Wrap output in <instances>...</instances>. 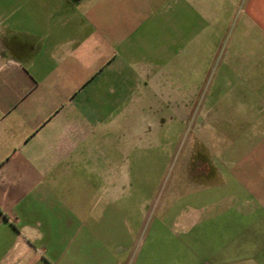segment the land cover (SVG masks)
<instances>
[{"label":"crops","instance_id":"0c3cea01","mask_svg":"<svg viewBox=\"0 0 264 264\" xmlns=\"http://www.w3.org/2000/svg\"><path fill=\"white\" fill-rule=\"evenodd\" d=\"M195 49L247 78L244 122L219 132L199 109L224 167L200 174L223 230L200 242L213 264H264V0H0V264H144L128 156L158 131V78ZM229 130L237 159L219 152Z\"/></svg>","mask_w":264,"mask_h":264},{"label":"rangeland","instance_id":"374dc122","mask_svg":"<svg viewBox=\"0 0 264 264\" xmlns=\"http://www.w3.org/2000/svg\"><path fill=\"white\" fill-rule=\"evenodd\" d=\"M189 53L177 52L175 78H158L159 107L154 109L158 131L149 144L145 141V146L134 147L128 156L132 177L123 202L127 219L136 222L132 263L139 257L144 264H213L209 256L216 245L211 248L200 241L215 240L223 232L217 229V221L207 222L200 214V193L205 188L201 189L200 174L224 169L215 146L216 127L220 132L244 122L243 117L246 120L242 113L246 100L233 99L232 94L247 85V78L222 74L216 52L209 53L206 65L204 51L193 50L191 58ZM200 108L210 109L212 118L219 119L218 126L211 125V136L204 126V138L200 136ZM142 113L150 117L152 112L146 107ZM232 133L219 134V139L223 137L219 152L223 149L224 155L237 159L245 148L233 146ZM245 219L240 220L242 224Z\"/></svg>","mask_w":264,"mask_h":264}]
</instances>
